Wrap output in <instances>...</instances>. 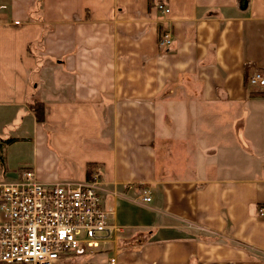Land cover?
<instances>
[{
  "label": "crops",
  "instance_id": "1",
  "mask_svg": "<svg viewBox=\"0 0 264 264\" xmlns=\"http://www.w3.org/2000/svg\"><path fill=\"white\" fill-rule=\"evenodd\" d=\"M153 1L0 0V171L99 175L119 232L57 264H264V0H166V53Z\"/></svg>",
  "mask_w": 264,
  "mask_h": 264
},
{
  "label": "built area",
  "instance_id": "2",
  "mask_svg": "<svg viewBox=\"0 0 264 264\" xmlns=\"http://www.w3.org/2000/svg\"><path fill=\"white\" fill-rule=\"evenodd\" d=\"M153 4L161 26L158 48L166 53L172 47L170 7L166 0ZM248 84L264 88V74H252ZM99 179L93 173L83 182L43 184L24 171L16 181L0 182V264H57L64 255L92 253L112 240L119 230L111 224L113 213L102 207ZM149 195L144 193L143 202H150Z\"/></svg>",
  "mask_w": 264,
  "mask_h": 264
},
{
  "label": "rangeland",
  "instance_id": "3",
  "mask_svg": "<svg viewBox=\"0 0 264 264\" xmlns=\"http://www.w3.org/2000/svg\"><path fill=\"white\" fill-rule=\"evenodd\" d=\"M1 149L2 148H0V150ZM6 155L9 156V158L7 159H11V160L6 161L5 166H7L9 170L16 168V164L19 162L18 150L13 149L12 151L8 152ZM0 173H1L0 180L7 182L16 180V175L14 174L13 171H6L3 168V170H1Z\"/></svg>",
  "mask_w": 264,
  "mask_h": 264
},
{
  "label": "trees",
  "instance_id": "4",
  "mask_svg": "<svg viewBox=\"0 0 264 264\" xmlns=\"http://www.w3.org/2000/svg\"><path fill=\"white\" fill-rule=\"evenodd\" d=\"M257 96H264V93H260ZM28 107L30 109V111L32 112V114L34 115V118L36 120V122L38 124H42L44 122V106L36 101L31 102L28 104ZM3 164V158H2V154L0 153V167H2Z\"/></svg>",
  "mask_w": 264,
  "mask_h": 264
}]
</instances>
